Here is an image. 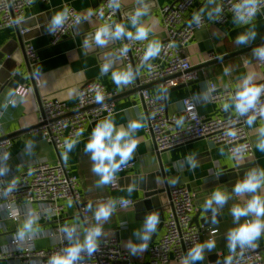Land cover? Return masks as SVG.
<instances>
[{
    "label": "crops",
    "instance_id": "1",
    "mask_svg": "<svg viewBox=\"0 0 264 264\" xmlns=\"http://www.w3.org/2000/svg\"><path fill=\"white\" fill-rule=\"evenodd\" d=\"M175 1L122 0L118 7L116 19L125 26L126 30L134 33L135 26L131 24L130 17L137 8L145 7V14L138 20L139 24L149 29L145 40L147 44L152 40H158L161 43L165 34L161 27L160 10ZM100 2L101 0H34L25 9L20 28L0 29V48L8 42L16 41L19 30H22L27 37L23 44L30 43L37 50L39 57L36 66L28 67L32 73L31 82L27 78L24 62H21L18 70L26 79L25 84L18 87L29 88L23 100H13L14 90L5 86L7 74L0 67V126L4 136L11 143L7 149L8 157L4 160V168L0 175L2 178L15 179L31 166L40 163L54 164L60 162L79 179L82 205L86 204L84 205L86 214H82L72 202L62 203L58 222L49 216V220H44L36 214L37 220L33 225L34 231L26 233L23 238L32 237L35 248L47 249L57 244L63 234L61 229L65 226L76 227V233L73 235L75 240L78 237L83 238L85 229L100 223L102 235L99 240L114 236L122 248L129 252L133 264H147V249L158 241L162 228L153 233L145 250H137L132 253L126 247L129 240L134 243L140 242L135 232L145 230L142 215L148 214V212L140 213L135 208L136 202L144 191L140 190L138 180L133 182V179L141 176L147 177L162 169L167 187H164L162 180H157L158 189L166 190L167 188L182 186L199 188L213 179L217 168L224 165L240 166L251 162L254 164L252 169L264 170V150L257 147L264 140V131H261L264 128L261 127L259 121H253L248 125L249 140L253 150L251 159L244 156H229L224 145L214 144L206 139L195 140L184 146L159 154L156 153L150 137L144 132L146 116L137 91V81L141 77L142 71L138 70L137 78H132L129 83L117 86L112 80V72L125 68L121 60L113 54L116 44L114 47H110L111 45L107 42L102 45L103 49L99 48L98 51H96L94 44H85L87 37L92 34L95 28L100 26L90 19ZM218 4L219 0H206L191 8L187 13V19L194 14H202L209 18ZM64 6L73 8L82 17L87 16V19L83 18L82 23L72 36L51 45L49 21L51 16L56 11L62 10ZM89 10H91V15H88ZM249 32L255 33L254 37L246 43L236 42V37L239 34ZM262 44L264 45V8L245 24L234 20L225 24H217L209 20L194 33L184 50L192 69L198 74V80L165 90L167 112L180 113L181 100L190 98L195 103L198 113L206 117L226 116L232 113V107L222 112L221 107L225 101L221 105L209 102V84H215L217 90L236 91V85L248 74H252L253 83L260 81L264 77V68L257 66V56L254 49L263 46ZM253 46L257 47L252 48ZM248 48L247 51L232 55ZM15 52L19 54L18 51ZM207 54H212L214 59L208 60ZM19 57L21 58V55ZM224 57L226 59L217 61ZM106 61H111V65L105 72L102 71V66ZM225 68L229 70L227 73L224 72ZM34 77H38V83L34 81ZM92 81L99 82L106 89L118 93L114 99L115 113L111 115L117 126H126L130 120H140L143 125L134 134L137 147L130 161L134 162L135 166L120 176L119 188L114 191L109 190L107 184H97L99 176L91 170L90 153L84 151V144L97 121L78 139L79 143L68 152L67 159H65V149L57 151L52 144L30 133V129L37 121L42 100L57 99L74 108L78 88ZM146 88L152 95L163 93L158 82L151 83ZM9 93L13 95H9ZM12 100L13 102L9 103ZM22 130H28V132L16 135ZM189 158L195 161L196 166L194 168L190 167ZM172 180H175L174 184L171 183ZM146 186V181H143L142 188ZM130 187L131 191H129ZM257 191L264 195V186ZM250 195L244 193L229 197V207L220 213L221 220L208 228L216 231L210 235L215 241V247L211 250L205 249L204 258L196 261L195 264H203V261H205L204 264H216L227 253L238 247L237 245L234 250L228 248L227 233L236 226L230 209L233 205H243ZM126 199L132 200L133 205L119 209V202ZM109 200L115 201V210L106 221L97 222L93 215L96 207ZM167 209L168 201L166 195L162 194L159 210L163 219L166 217ZM195 210H197L196 205ZM28 217L29 215L23 214L17 221L7 219L0 202V250L8 249L9 240L19 239L17 232ZM247 219H251V217H241L237 223H242ZM160 223L157 224L156 228ZM51 232H56L53 237L49 236ZM208 237L204 235L202 242L208 240ZM254 243L264 246V232ZM212 255H215L216 258L208 262L207 259ZM35 261L38 260H31L28 264H35ZM0 264L25 263L20 260L1 259ZM167 264H181V262L171 259Z\"/></svg>",
    "mask_w": 264,
    "mask_h": 264
},
{
    "label": "built area",
    "instance_id": "2",
    "mask_svg": "<svg viewBox=\"0 0 264 264\" xmlns=\"http://www.w3.org/2000/svg\"><path fill=\"white\" fill-rule=\"evenodd\" d=\"M33 1L0 0V29L20 28L24 11ZM204 1L206 0H176L160 10L161 27L165 37L160 43L161 49L157 56L144 60L146 40L136 41L123 35L116 39L114 54L121 60L125 69H132L133 79L137 78L138 70L142 71L137 88L146 116L144 132L150 137L156 153L169 151L195 140L206 139L214 144L224 145L229 156H244L251 159L253 150L247 122V117L253 114L251 110L242 116L237 115L233 109V112L226 116L206 117L198 113L195 103L190 98H183L180 113L167 112L165 90L198 80V74L192 69L184 53L194 33L209 20L217 24H225L231 20L245 24L264 8V0H219L217 6L219 12L216 8L209 18L198 14L200 17L198 22L193 20L194 15L187 19L189 10ZM121 2L122 0H118L119 5ZM108 3L109 0H101L90 17L93 22L100 25L119 23L116 19L118 7L109 8ZM246 3L254 4L255 11L250 18L245 13V20H238L235 6ZM68 8L70 16L65 24L55 32H49L51 45L72 36L83 21V17L77 11ZM240 11L245 12V9L241 8ZM101 12L103 15H100ZM77 15L82 19L79 23H74L73 19ZM19 34L22 35L23 31L19 30ZM124 46H127V52L122 55L120 49ZM23 50L29 66H36L39 62L37 50L30 43H25ZM206 58L214 59L212 54H207ZM256 63L257 66L264 68V59L257 57ZM34 81L38 83V77H34ZM156 82L160 83L163 90L160 95H152L146 88ZM255 83L264 84V77ZM28 91L27 87H17L13 100H23ZM234 92L229 89L217 90L215 84L210 83L209 102L221 105ZM97 94L103 95L99 102L95 99ZM117 96L116 91L108 90L99 82L92 81L78 88L74 108L57 99L42 100L37 121L30 129V133L52 144L57 151L62 150L66 137L74 135L78 129H83L79 139L94 122L105 118L109 113L114 114V99ZM262 104L264 94L260 97L256 118L253 121H259L264 128V116L258 111ZM221 110L225 111L222 107ZM230 132L234 134L230 135ZM10 144L0 126V174L6 159L4 154ZM134 166L135 163L131 161L123 164L113 180L107 184L109 190H117L120 176ZM13 180L2 178L0 175V202L9 220L17 221L23 214L34 213L44 220L52 217L58 222L63 202L74 203L82 214H86L82 206L79 179L60 162L31 166L21 176L15 178L14 184L11 183ZM9 186L10 191L7 190ZM165 195L168 209L166 217L161 222L162 233L158 241L147 249V264H167L171 259L181 262L192 244L202 242L204 235L209 236L208 240H212L210 235L216 233L215 230L197 226L192 222L196 210L193 194L187 187L167 188ZM133 203L130 199L122 200L118 208L125 209L131 207ZM55 233L51 232L49 236L53 237ZM68 243L64 233L57 244L47 249L35 248L32 237L23 240L14 238L9 240L8 249L0 250V260H20L25 264L31 260H38L35 264H47L48 258L53 253L61 251ZM81 256L77 264H133L129 252L122 248L114 236L100 239L97 251L91 256L87 253H82ZM226 260L227 264H264V246L238 245L216 264H226Z\"/></svg>",
    "mask_w": 264,
    "mask_h": 264
},
{
    "label": "clouds",
    "instance_id": "3",
    "mask_svg": "<svg viewBox=\"0 0 264 264\" xmlns=\"http://www.w3.org/2000/svg\"><path fill=\"white\" fill-rule=\"evenodd\" d=\"M109 8L119 7L118 0H109ZM236 12L238 20H245V13L248 18L255 11L254 4L246 3L245 5H236ZM244 8L245 12H241L240 9ZM219 12V8L216 9ZM146 12L145 7L137 8L130 17V22L135 26V32L126 30L125 26L121 23L109 24L104 23L100 25L94 33L93 40L97 45H104L108 42V37L111 35L116 39L121 36H127L132 40L142 41L148 36L149 29L142 24L138 23L139 18ZM88 15H91L89 10ZM103 15V12L100 13ZM70 16V10L67 6H64L62 10L56 11L49 21V31L55 32L61 28ZM87 19V16L83 17ZM82 17L77 15L74 17L73 22L79 23ZM198 14H194L193 20L199 21ZM111 26V27H110ZM255 33H242L236 37L237 43H246L250 38L254 37ZM87 39L85 44H87ZM161 44L158 40L149 41L144 51V60H148L151 57H155L159 54ZM127 52V46L120 49V53L123 55ZM255 55L264 59V46L254 49ZM111 65V61H106L102 66V71H107ZM229 70L224 69L227 73ZM133 78V72L131 68L122 69L112 72V80L117 86L121 84L129 83ZM264 94V84L253 83L252 74H248L243 77L241 82L236 85V91L234 94H230L227 101L222 104V107L227 111L232 107L237 115H244L252 111V115L247 117V122L251 124L256 118L257 105L261 95ZM9 95H13L9 93ZM95 99L99 102L103 99L102 94H97ZM259 114L264 116V104L260 105ZM178 123L180 121H177ZM140 120H130L126 126H117L111 116V113L105 118L96 122L95 126L91 130L90 136L87 142L84 144V151L90 153V159L92 161V172L99 176L97 181L98 185H106L110 183L115 177L116 173L121 169V166L133 158V154L137 147V140L135 138V132L142 127ZM261 131H264L262 129ZM83 132V129H78L74 135L66 137L64 139L65 159L78 143V137ZM230 135L234 133H229ZM257 147L264 150V140H262ZM8 154H4V158H7ZM190 167H195V161L189 158ZM15 183V179L11 182ZM171 183H175L172 180ZM264 186V170L252 169L248 171L241 179L237 180L234 184L232 192L234 194H251L250 197L243 203V205L231 206V215L233 221L236 224L235 227L230 229L227 233V241L229 250H234L237 245L243 247L250 245L255 247V241L264 232V195L258 193V189ZM11 190V186L7 189ZM131 191V187L129 188ZM229 199L227 192L217 187L208 195L204 201V208H211L213 213V221L215 220V214L217 209L222 207ZM115 210V201L109 200L107 202L99 204L93 215L97 222L106 221L112 212ZM251 217L242 223H237L241 217ZM37 220V216L34 213H30L29 217L25 220L22 227L17 232V237L23 239L26 233L34 231L33 225ZM160 223L158 213L156 211L149 212L144 221L143 232L136 231L135 235L138 236L140 242L134 243L132 240L127 241L126 247L130 249L132 253L137 250L143 251L148 247V242L151 239L153 233L157 231V224ZM65 234V239L69 242L61 251L53 253L47 260V264H77V261L82 258V253H87L91 256L97 251L99 246V237L102 235V227L100 223L88 227L84 230L83 238L73 239V234L76 233L75 226H65L61 229ZM215 247L214 240H206L203 242H196L192 244L186 251V254L181 259V264H195L196 261H200L204 258V250H211ZM230 260V258H227ZM226 260V264H227Z\"/></svg>",
    "mask_w": 264,
    "mask_h": 264
},
{
    "label": "water",
    "instance_id": "4",
    "mask_svg": "<svg viewBox=\"0 0 264 264\" xmlns=\"http://www.w3.org/2000/svg\"><path fill=\"white\" fill-rule=\"evenodd\" d=\"M96 29L97 28H95L92 34L87 37V41L88 43L94 44L96 51H98L99 48L101 49L103 48H102V45H97L95 41L93 40V36H94ZM18 35H17L16 41L8 42L7 44L3 45L0 48V67L7 74V77L5 79V86H7L9 89H12V90H15L20 85H24L26 81L25 77L21 75L18 71L20 69L21 62H24V65L26 67V73H27L28 80L30 82L32 80L31 70L28 69V67L30 66L24 55V50H23V45H24L23 41L24 40L26 41L27 37L25 34H22L19 36ZM108 43L109 45H111L110 47L112 46L114 47L116 44V38L110 35L108 37ZM255 47L257 46H253L252 48H255ZM247 50H249V48L246 50L240 51V52H236L235 54H232V55H237ZM15 51H18L19 54L16 53ZM113 54H114V49H113ZM19 55H21L22 61ZM229 56H226V57H229ZM226 57L219 58V60L217 61L224 60L226 59ZM137 91H139V88H137ZM26 132H28V130H22L18 132V134L16 135H20ZM253 166L254 164H252L251 162L249 163L247 162L240 166L224 165V166L217 168V172L213 179L207 181L205 184H203L199 188H189L188 187L189 191L193 194L194 203L197 206L196 213L194 217H192V222L195 225L203 226L204 228H209L215 225L217 222H219L221 220L220 213L228 209L229 207L228 201L225 202V204L222 207L217 209L214 221H213L212 210L211 208L209 209L204 208V201L207 199L211 191H213V189L217 187L227 192L229 197L235 195L232 192L234 184L237 182V180L241 179L248 171L252 170ZM136 180H138L139 182L140 190L144 191V193H142V195L138 199V202H136L135 204L136 210L140 213H143V212L149 213L151 211H156L158 213L159 219L162 221L163 218L159 210V207H160V200H161L162 194H164L165 196V190L158 189L157 184H156L157 180H162L164 187H167L165 175L162 169H160L158 173L151 174L147 177L141 176L137 179H133V182H135ZM143 181H146L147 183V186L145 188H142ZM84 205L86 204H83L82 206L84 207ZM142 217L145 219L146 214L142 215ZM158 229H161V223L158 225L157 230ZM215 258L216 256L212 255L207 260L209 262L210 260L215 259ZM204 263L205 261H203V264Z\"/></svg>",
    "mask_w": 264,
    "mask_h": 264
}]
</instances>
